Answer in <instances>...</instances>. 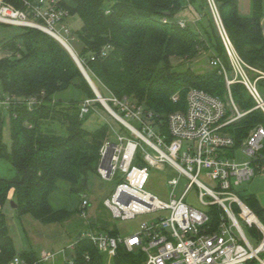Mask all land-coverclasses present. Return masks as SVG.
Masks as SVG:
<instances>
[{
    "label": "trees",
    "instance_id": "trees-1",
    "mask_svg": "<svg viewBox=\"0 0 264 264\" xmlns=\"http://www.w3.org/2000/svg\"><path fill=\"white\" fill-rule=\"evenodd\" d=\"M5 2L18 6L15 0ZM61 5L81 21L73 37L79 46L72 47L89 78L97 81L108 96L127 98L151 112L163 133L166 117L186 110L189 89L224 102L223 77L214 69L201 74L190 68L203 54L209 59L219 57L229 68L211 5L238 56L264 73L260 24L264 0H250L249 16L241 13L240 0H61ZM188 7L206 22L199 25V32L190 25L181 28L177 24V16ZM3 44L9 56L0 60V95L15 103L5 113L0 109V161L8 162L15 176L0 178V207L12 201L18 217L30 215L44 225L62 224L80 209L57 208L51 198L60 186H69L68 193L78 196L87 189L88 177L97 175L101 147L110 140L109 127L103 124L92 132L84 129L87 117L95 107L102 106L94 102V110L79 117L82 102L96 97L70 54L55 39L24 29ZM260 81L264 85V80ZM230 88L239 110L252 109L254 102L242 85ZM68 92L70 95H64ZM174 95L178 96L176 102L172 101ZM30 99L38 101L32 110L25 105ZM6 115L9 150L2 142ZM256 125L264 126L259 110L248 113L227 131L238 145ZM79 200L81 205L84 198ZM242 200L264 225V208L256 198L250 195ZM208 209L209 226L215 230L222 210L216 206ZM233 210L238 208L234 206ZM101 229L118 235L106 225ZM15 255L6 220L0 214V264H8ZM72 256L74 264H106L107 259L88 240L78 241ZM20 257L26 264H38L32 250L22 252ZM110 260L111 264H144L145 256L119 246Z\"/></svg>",
    "mask_w": 264,
    "mask_h": 264
},
{
    "label": "built area",
    "instance_id": "built-area-1",
    "mask_svg": "<svg viewBox=\"0 0 264 264\" xmlns=\"http://www.w3.org/2000/svg\"><path fill=\"white\" fill-rule=\"evenodd\" d=\"M15 1L18 6L0 0V24L21 30L34 29L58 43L70 45L60 33L70 34L66 26L69 14L61 0ZM211 7L229 68L214 55L209 65L223 77L229 103L201 90L189 89L186 110L169 114L164 121L166 133H163L151 112L127 98L118 100L111 94L104 98L98 93L102 100L95 96V100L82 102L80 118L93 111L94 102H98L129 133V137L116 134L115 141L105 140L101 147L97 175L102 180L117 181L103 205L113 219L120 221L133 220L139 215L149 218L138 225L135 233L127 236L83 233L68 247L72 252L78 241L88 240L109 259L115 256L119 246L128 252L139 251L145 256L144 264H264V225L234 192L254 177L264 176V126L253 127L238 145L227 131L252 111L259 110L264 115V98L256 87L264 80V73L249 67L238 56L215 7ZM177 24L185 27L184 21ZM260 24L264 38V17ZM102 54L105 55V51ZM250 72L256 77H250ZM234 84L246 89L254 102L252 109L243 112L235 105L230 93ZM177 99V95L172 97L173 102ZM14 103L9 97L0 95V109L8 111ZM37 104L34 99L25 101L28 110ZM236 152L248 160L238 162ZM166 167L173 170L177 178L166 181L171 193L167 199H161L146 191L145 186L150 169L164 172ZM179 178L187 183L177 197ZM192 188L196 189V202L201 208L186 202V194ZM88 206L84 199L80 205L82 217L86 216ZM211 206L222 210L215 230L209 226L208 208ZM234 206L239 210L236 213ZM56 256V253L41 251L36 263L50 262ZM8 264L26 262L15 255ZM67 264H74L73 258Z\"/></svg>",
    "mask_w": 264,
    "mask_h": 264
},
{
    "label": "rangeland",
    "instance_id": "rangeland-1",
    "mask_svg": "<svg viewBox=\"0 0 264 264\" xmlns=\"http://www.w3.org/2000/svg\"><path fill=\"white\" fill-rule=\"evenodd\" d=\"M240 10L244 16H249L250 0H240ZM177 18L179 21H184L185 25H190V27L196 32H199V25L201 23L206 24V22H202L201 15H198L197 17L193 8L190 9L189 7L183 10ZM66 26L69 29L70 34L66 35L63 31H60V33L65 39H67L70 44L69 47L72 51H74L73 47L77 48L79 46V42L73 37L75 36V33L80 30L81 21L77 15H69V18L66 21ZM20 31L21 29H13L8 26L0 25V60L9 56V53L3 48V43L11 39L12 36L20 33ZM220 52L222 53V50ZM209 60L208 54H203L200 58L190 64V68L201 74L208 73L212 70L209 65ZM174 65H178V61H175ZM255 75L256 74L253 72H250V77L254 78L256 77ZM92 83L97 92L99 94L101 93L100 96L108 97L107 92L102 90L97 81H92ZM256 87L264 98V85L262 82L259 81ZM225 91L226 94L224 95V102L229 103L228 90L226 87ZM64 95L68 96L70 95V92L65 93ZM1 111L5 113L6 110L2 107ZM5 117L6 120L2 131V142L7 147V150H9L10 139L8 117L7 115ZM127 121L130 122L128 119ZM103 124H106L109 127L108 136L111 141H115L116 134L129 137L128 131L117 123L105 109L99 106L95 107L94 112L87 117L83 127L85 130L92 132ZM236 157L238 162L248 160L245 156L239 154L238 152H236ZM14 176L15 171L12 169L11 165L4 160L0 161V178L11 179ZM170 178H177V175L168 167L165 168L164 172L150 169V177L145 186V190L161 199H167L169 193H171V189L167 187L166 181ZM186 183L187 181L184 178H179L178 186L175 191L177 197H179ZM116 184V180H102L94 174L88 177L87 189L79 196L77 194L68 193L67 190L69 186H60V190L51 198V202L55 207L65 208L70 211H74L76 209L78 210L80 209V197L84 198L89 203V206L86 209L85 217H82L80 212L77 211L62 224L44 225L33 219L30 215L18 217L15 209H13L9 203L0 207V214H2L6 220V225L14 245L16 256H20L22 252L30 250L35 252L38 256L41 251H45L49 253H56L57 256L50 262L40 264H67V262L73 258V252L71 249H68V247H70L83 233L88 231L93 233H103L101 229L103 225H106L107 228L117 230L118 234L122 236L135 233L138 230V225L148 220L149 217L139 215L133 220L120 221L118 219H113L110 212L103 205L104 201L110 198ZM206 184L210 187L208 183ZM234 192L240 198L253 195L258 201V204L264 208V176L254 177L250 182L244 183L235 188ZM186 202L194 203L195 205L193 206L197 209L201 208L196 202L195 188L190 189L186 194ZM238 211L239 210H234L235 213ZM90 226H92V229ZM242 227L245 230V226ZM250 232L254 233L255 230H251ZM106 258V264H111V260L108 257Z\"/></svg>",
    "mask_w": 264,
    "mask_h": 264
},
{
    "label": "water",
    "instance_id": "water-1",
    "mask_svg": "<svg viewBox=\"0 0 264 264\" xmlns=\"http://www.w3.org/2000/svg\"><path fill=\"white\" fill-rule=\"evenodd\" d=\"M69 54L70 56L72 57V59L74 60V62L76 63L77 67L79 68L82 76L84 77L85 81L87 82V84L89 85V87L91 88V90L93 91V93L95 94V96L99 99V100H102L99 96H98V92L97 90L95 89L91 79L89 78V76L87 75L85 69L82 67L81 63L79 62L77 56L75 54H73L64 44L62 43H59ZM9 204L11 205V207L13 209H16V205L10 201Z\"/></svg>",
    "mask_w": 264,
    "mask_h": 264
},
{
    "label": "bare ground",
    "instance_id": "bare-ground-1",
    "mask_svg": "<svg viewBox=\"0 0 264 264\" xmlns=\"http://www.w3.org/2000/svg\"><path fill=\"white\" fill-rule=\"evenodd\" d=\"M65 46H66V47H67V48H68V49H69V50H70V51H71L73 54H75V53H74V51H72V50H71V48L69 47V45L65 44ZM249 219H250V220H253V217H252V216H250V218H249Z\"/></svg>",
    "mask_w": 264,
    "mask_h": 264
},
{
    "label": "crops",
    "instance_id": "crops-1",
    "mask_svg": "<svg viewBox=\"0 0 264 264\" xmlns=\"http://www.w3.org/2000/svg\"><path fill=\"white\" fill-rule=\"evenodd\" d=\"M11 28H13V27H11ZM13 29H17V28H13ZM20 33H21V31H20ZM20 33H18V34H20ZM18 34H17V35H18ZM17 35H15V36H17ZM15 36H12V38L15 37Z\"/></svg>",
    "mask_w": 264,
    "mask_h": 264
}]
</instances>
